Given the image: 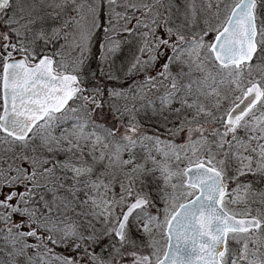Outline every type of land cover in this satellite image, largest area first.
Returning a JSON list of instances; mask_svg holds the SVG:
<instances>
[{
    "label": "snow or ice",
    "instance_id": "obj_1",
    "mask_svg": "<svg viewBox=\"0 0 264 264\" xmlns=\"http://www.w3.org/2000/svg\"><path fill=\"white\" fill-rule=\"evenodd\" d=\"M221 3L209 5L215 24L186 35L194 8L192 19L186 13L177 24L170 10L160 11L163 0H0V151L13 153L0 155V264H264V215L228 207L249 196L264 204V189L253 187L264 184V84L243 79L253 69L264 75V0H231L223 17ZM68 7L74 15L47 32L45 16ZM101 31L105 59L120 47L116 35L138 36L128 72L143 78L127 92L108 91L109 112L128 120L119 138L96 119H104L103 90L85 94L80 77L59 71L62 64L53 74L49 56L31 62L35 39L50 43L63 33L79 52V71ZM225 82L241 96L221 111L218 85ZM112 98L133 103L117 106ZM258 103L260 116L252 112ZM148 111L151 134L137 119ZM137 148L146 152L143 163ZM157 179L164 182L162 218L150 191ZM77 200L87 208L76 213L82 220L69 215ZM156 234L166 241L162 254Z\"/></svg>",
    "mask_w": 264,
    "mask_h": 264
},
{
    "label": "rangeland",
    "instance_id": "obj_2",
    "mask_svg": "<svg viewBox=\"0 0 264 264\" xmlns=\"http://www.w3.org/2000/svg\"><path fill=\"white\" fill-rule=\"evenodd\" d=\"M13 2H14V0H13ZM29 2H31V0H29ZM37 2H38V0H37ZM217 2H218V0H163V7L160 9V11L163 13H167L170 10L171 19L173 21H175L177 24H180L183 21L186 13L188 14L189 18L192 19V13L190 11V7L194 8L195 13H196L195 18H194V22L191 24H184V29H183L185 31L186 35H191L193 32L199 31L201 28L205 27V21H208L211 24H215L217 22L215 17H214V13L216 12V8L215 7H209V5H215V4H217ZM230 3H231V0H223V3L220 4L219 11H220L221 17H223V15H224L225 5H228ZM41 7L46 12H52L51 8H48V7L43 6V5ZM105 11H106V9H105ZM118 11H122V9H118ZM6 12L8 15H11L12 9L10 8V9L6 10ZM41 14L43 15L44 13L42 12ZM70 15H74V13L71 11V8L68 7L66 9H64V11L61 12L60 15L58 17H56L55 19L48 17V16H45V21H44L43 27L47 32L50 33L52 28H54V27L59 28L61 23L63 22V20L67 16H70ZM40 27H41V25L37 24L35 26V30H39ZM0 31H4V29L0 28ZM67 31L69 33H71L72 29H68ZM33 39H34L33 33H29L28 34V40L31 41ZM99 39H104L103 33L101 35H97V34L95 35V37L93 38L92 44H91V51H93L94 48L98 47ZM115 39L121 41L120 47L116 52H118L121 49V46L123 44H126V45L128 44L131 47L129 54H128V51L126 50L125 52H123V53H125V56H123V54L121 55V57L125 60V68H124L123 74L119 80V82H120L119 85L122 83L123 91L127 92L128 86L130 84H132V82L134 80H140L143 78L142 75L130 74L128 72L130 64L133 61V57L137 52L138 36H129L126 33H121L119 35H116ZM71 41H72L71 35H69L68 42L66 43L65 39H64V34L61 33V37L59 40H56V41H53L50 43H45L44 40H42V39H35L34 43H31L30 47L36 53V59L39 57L38 55L41 52L45 53L47 55H50L53 58V61H54L53 67L56 70L58 68V65L62 64L63 67L60 68L59 71H62L63 73H71V74L77 75L79 73H78V71L73 72V67L75 65L76 58L79 55V52L75 47L72 46ZM12 42L13 43L16 42L14 36H13ZM0 43H2V41H0ZM101 44L102 43L99 42V47H101ZM62 45H63V47H62ZM115 53H113V54H115ZM113 54H109L110 57H112ZM212 71L214 72V70H212ZM193 76L195 78H200L203 76V74L198 72V71H195L193 73ZM243 79L245 81V84L247 83L248 80L260 81L261 84H264V75L261 74L259 69H253L251 76L246 75ZM209 83H211V81H209ZM218 87H219V90L221 93V102H222L221 111H223L224 108L231 106L232 102L236 99L237 96H241V93L239 91H234L233 90L234 86L228 84L227 82H225L224 84L218 85ZM117 89L122 90V88H117ZM224 96H227L228 99L224 100L223 99ZM151 98L155 99V97H151ZM119 99L120 98H112V101L117 106H121V104H119V102H120ZM108 101H109V97L107 94V96L105 98V106L108 105V103H107ZM125 102L127 104L130 103L129 104L130 107L133 103V101L131 99H128ZM138 102H140V101L137 100V103ZM70 103H73V102H70ZM76 103H83V102L78 101ZM140 103L138 106H136L137 108L140 106ZM206 103H208L209 106L211 107V105L214 103V98L210 99L209 101H206ZM0 104H2L1 100H0ZM89 107H90V105H89ZM1 110H2V108H0V114H1ZM97 112L99 113V110H97ZM103 112H104V119H101V117L99 115L96 116V119L99 122L104 123L106 126H114L118 130L117 131V138H119V135L123 134V132L125 130L124 125H126L128 122L127 117H125L123 121H118L112 116V114L110 112L107 111V109H104ZM252 112H255V114L257 116H260V114H261L260 105H258L255 109H253ZM216 114L219 115L220 113L217 112ZM249 115L251 116V113ZM137 119L139 120L140 124L148 131L149 134H151L155 130L154 117L152 116V113L150 111H148L147 114H145L144 112H140L137 115ZM146 121H149L151 123V125L147 126ZM206 126L207 127H213L214 125L209 120L206 123ZM64 127L65 126L56 127L54 129V134L60 135V133L63 131ZM161 132H163V129H161ZM0 135H3V134L0 133ZM239 135L244 136L245 133L241 130L239 132ZM35 143L38 144L39 141L37 140V141H35ZM3 147L6 148L7 145H4ZM16 151L17 152L20 151L18 146L16 148ZM136 152H137V162L143 163L144 158L146 156V152L142 151L140 148H137ZM0 155H2L4 158H7V157L13 155V153L10 151L9 152L0 151ZM153 155H156L155 151H153ZM125 158H127L126 155H125ZM157 159L160 160L161 157L157 156ZM167 163L173 169H175L178 166V162H176L175 160H169ZM186 163H187V161H184L183 163H179V167L183 168L186 165ZM148 166L152 167L151 161L148 162ZM156 176L159 177L158 172L156 173ZM249 179H251V177H249ZM174 181L179 183L180 178L175 177ZM163 184H164V182L162 179H157V180L153 181L150 185L151 194H152L153 198L156 200V203L158 204V206L161 208V212L159 213L161 218L163 217V212H162L163 203L159 199L158 190L163 188ZM253 187L257 190H261V189H264V184L257 183V184H254ZM116 190H117V192H119L118 186H117ZM80 196L82 198V194H80ZM70 199H71V197H70ZM228 207L231 211L238 213V214L251 210L252 215H257L258 213L264 215V204L260 203L258 197L249 196L247 203L241 202V203H237V204H230V205H228ZM81 211H87V208L86 207L81 208L79 205V200H77L74 202L73 209L69 211V215L75 219H81L82 220L83 217H77L76 216V213L81 212ZM150 211H152L153 214H156L155 209H150ZM96 227L101 228L102 225L97 224ZM136 235L138 236V238L144 239L143 237H140L139 234H136ZM156 241H157L156 246L160 249V252L162 254L165 250L166 241L159 234H156ZM145 245H147L146 240H145ZM229 247L233 250H238L240 245H237L235 242L229 241ZM249 247L251 248L252 245L250 244ZM144 250H145V252L151 251V249L147 248V247H145ZM261 252H264V248L261 249Z\"/></svg>",
    "mask_w": 264,
    "mask_h": 264
},
{
    "label": "trees",
    "instance_id": "obj_3",
    "mask_svg": "<svg viewBox=\"0 0 264 264\" xmlns=\"http://www.w3.org/2000/svg\"><path fill=\"white\" fill-rule=\"evenodd\" d=\"M102 33V31L98 32L97 35H101ZM99 42L103 43L104 39H99L98 47L94 48L93 51H91L86 63L84 64L82 69L78 71L79 74H77V76L80 77L82 81L81 87L85 89V94H91L94 89L98 88L103 90L105 99L110 89L119 90L117 88H122L123 90L122 83L119 85V80L125 68V60L121 57V55L123 54V56H125V53L123 52H125L126 50L129 54L131 47L128 44H123L118 52L113 54L112 57L108 55L105 59L104 50L99 47ZM42 55H45V53L41 52L38 56L40 57ZM119 101V104H121V106L126 103V100L122 98H120ZM135 102L136 106H138L140 103H137V101ZM104 109H107V111L109 112L108 105L105 106ZM146 122L147 126L151 125L149 121Z\"/></svg>",
    "mask_w": 264,
    "mask_h": 264
},
{
    "label": "flooded vegetation",
    "instance_id": "obj_4",
    "mask_svg": "<svg viewBox=\"0 0 264 264\" xmlns=\"http://www.w3.org/2000/svg\"><path fill=\"white\" fill-rule=\"evenodd\" d=\"M16 57H22V56H20L19 54H14ZM32 63H35V61L33 60V61H31ZM54 64V63H53ZM53 70L54 71H56V69L53 67Z\"/></svg>",
    "mask_w": 264,
    "mask_h": 264
},
{
    "label": "water",
    "instance_id": "obj_5",
    "mask_svg": "<svg viewBox=\"0 0 264 264\" xmlns=\"http://www.w3.org/2000/svg\"><path fill=\"white\" fill-rule=\"evenodd\" d=\"M17 59H22V58H17ZM53 74H55V73H53ZM239 101H237V103H238ZM259 104V103H258ZM257 104V105H258ZM241 107H243V105H241ZM1 114H2V111H1ZM165 250H166V248H165Z\"/></svg>",
    "mask_w": 264,
    "mask_h": 264
}]
</instances>
